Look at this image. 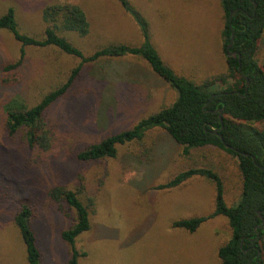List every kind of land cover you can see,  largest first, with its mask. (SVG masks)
<instances>
[{
    "label": "rangeland",
    "instance_id": "1",
    "mask_svg": "<svg viewBox=\"0 0 264 264\" xmlns=\"http://www.w3.org/2000/svg\"><path fill=\"white\" fill-rule=\"evenodd\" d=\"M150 24L151 42L178 76L201 83L226 72L220 33L219 0H129ZM56 3L76 4L90 25L89 34L62 33L84 55L110 44L138 45L134 21L115 0H0V16L14 11L18 29L40 38L42 12ZM22 44L0 31V67L18 59ZM256 61L264 72V35ZM79 60L54 48L25 47L21 77L1 82L0 68V264H27L13 217L22 204L32 210L42 264H65L70 258L61 233L70 221L49 196L56 186L75 189L89 206L90 229L77 237L78 264H220L218 248L230 237L227 220L210 217L215 188L195 177L171 190L156 187L181 171L207 168L219 175L226 205L241 195L236 161L206 147L187 156L162 129L139 142L120 146L115 159L79 163L76 153L124 130L172 104L177 95L139 59L123 57L84 64L65 96L45 112L50 138L44 153L29 150L19 133H2L4 105L22 100L27 108L65 82ZM205 217L193 233L172 228L181 219ZM264 227V225H263ZM264 239V238H263Z\"/></svg>",
    "mask_w": 264,
    "mask_h": 264
},
{
    "label": "trees",
    "instance_id": "2",
    "mask_svg": "<svg viewBox=\"0 0 264 264\" xmlns=\"http://www.w3.org/2000/svg\"><path fill=\"white\" fill-rule=\"evenodd\" d=\"M115 1L134 21L141 42L138 45L110 44L87 56L62 36L66 32L80 37L89 34L90 25L85 12L76 4L56 3L44 9V29L40 38L19 31L12 9L0 16V31L9 32L23 47L17 60L0 67L3 84H15L21 77L19 70L25 47L54 48L79 60L65 82L44 95L34 106L27 108L20 99L7 102L3 107L2 133L11 139L21 133L29 150L44 153L51 145L43 124L44 114L66 95L84 64L123 57L142 60L154 75L176 93L175 101L130 129L111 134L80 149L76 153V160L79 163H98L115 159L120 146L139 142L148 131L157 128L183 148L184 156L190 150L206 147L224 151L235 159L241 181L240 198L232 205L224 202V186L219 175L207 168L181 171L168 183L156 188L175 189L195 177L211 181L215 197L210 217H224L230 229L229 239L217 250L220 264H264V227L257 229L261 223L259 216L264 218V72L256 61L258 46L264 35V0H219L224 20L220 37L226 72L201 83L174 73L151 42L150 24L144 15L129 0ZM232 33L233 45L227 50ZM230 51L236 54L229 56ZM219 117L223 121L222 129ZM82 194L83 186L75 189L56 186L48 194L63 213V207L66 208L65 216L70 221V225L61 233V239L70 252L65 264H78V258L84 255L78 252L75 242L78 236L90 229L91 200L85 202ZM32 216L31 208L22 204L15 212L13 221L25 249L27 264H42L36 235L31 227ZM205 219H181L171 226L193 234Z\"/></svg>",
    "mask_w": 264,
    "mask_h": 264
},
{
    "label": "water",
    "instance_id": "3",
    "mask_svg": "<svg viewBox=\"0 0 264 264\" xmlns=\"http://www.w3.org/2000/svg\"><path fill=\"white\" fill-rule=\"evenodd\" d=\"M231 15H232V14H230V16H229V21L231 20ZM233 37H234V34L232 33V34H231V40H230V43H229L228 46H227V50H230V49L232 48V45H233ZM228 54H229V56H233L234 54H236V52L230 51ZM247 84H248V82L245 80V85L247 86ZM220 113H221V112H220ZM219 118H220V123H221V128H220V129H222V127H223V121H222V118H221V117H219ZM220 129H219V130H220ZM259 219H260L261 223H260V225L257 227V229H261V228L263 227V225H264V218L261 217V216H259ZM257 237H258V235H257Z\"/></svg>",
    "mask_w": 264,
    "mask_h": 264
}]
</instances>
